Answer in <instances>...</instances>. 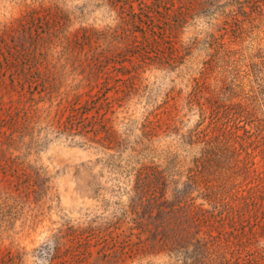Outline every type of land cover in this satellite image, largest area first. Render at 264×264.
Masks as SVG:
<instances>
[{"label": "rangeland", "instance_id": "obj_1", "mask_svg": "<svg viewBox=\"0 0 264 264\" xmlns=\"http://www.w3.org/2000/svg\"><path fill=\"white\" fill-rule=\"evenodd\" d=\"M233 1L0 0V264H175L135 229V173L168 163L184 181L209 136L235 124L253 152L234 189L253 197L245 222L260 230L264 113L229 91L248 88L230 51L262 47L264 17L244 19ZM221 33V52L201 44ZM239 101L251 118L213 129L212 109ZM233 150L246 159L240 142ZM263 246L258 235L250 248Z\"/></svg>", "mask_w": 264, "mask_h": 264}, {"label": "trees", "instance_id": "obj_2", "mask_svg": "<svg viewBox=\"0 0 264 264\" xmlns=\"http://www.w3.org/2000/svg\"><path fill=\"white\" fill-rule=\"evenodd\" d=\"M233 5L244 19L264 17V0H234ZM242 32L238 29L233 36L240 37ZM223 36L224 33L218 36L209 34L201 44L207 45V48L216 44L213 47L221 52ZM230 53L237 54L235 70L247 79L248 88L231 89L229 96L248 101L253 109L264 113V45L256 49H232ZM218 113L220 125L213 127L218 131L224 129V120L229 117L236 120L240 116L249 119L252 116V112L240 101L231 109L213 108L209 116L214 117ZM198 128L199 122L187 133L184 142L193 144V135ZM238 129L239 126L235 124L229 135L222 131L221 134L209 136L200 147V172L189 175L184 181H181L182 176L168 172V163L162 167L145 165L135 173V188L129 202V209L135 214V229L139 234L146 235L147 244L165 252L175 264H264V246L253 250L250 248L258 235L264 237V225L255 231L254 223L245 222V214L251 210L253 197L250 193L243 195L240 190H235L238 187L234 185L238 176L250 172L247 159L253 152L248 145L239 141ZM236 141L240 142L245 152V160L239 159L233 150ZM215 164L224 166V174L217 176L213 173ZM218 178L225 180L223 185L209 186ZM245 180L243 178L242 182ZM201 183L203 187L200 188ZM191 190L198 191L213 207L203 209L193 206ZM224 196L239 201V207L234 209L221 200ZM235 217L239 219L238 223H235ZM226 218L229 220L227 223L224 222ZM204 227H208L207 231H204ZM212 228L217 230L215 235L210 233Z\"/></svg>", "mask_w": 264, "mask_h": 264}]
</instances>
